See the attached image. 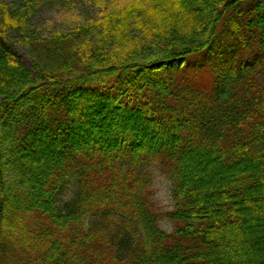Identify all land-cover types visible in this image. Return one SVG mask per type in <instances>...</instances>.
<instances>
[{"label": "trees", "instance_id": "trees-1", "mask_svg": "<svg viewBox=\"0 0 264 264\" xmlns=\"http://www.w3.org/2000/svg\"><path fill=\"white\" fill-rule=\"evenodd\" d=\"M95 3L0 0V264H264V0ZM47 4L74 27L39 36Z\"/></svg>", "mask_w": 264, "mask_h": 264}, {"label": "rangeland", "instance_id": "rangeland-1", "mask_svg": "<svg viewBox=\"0 0 264 264\" xmlns=\"http://www.w3.org/2000/svg\"><path fill=\"white\" fill-rule=\"evenodd\" d=\"M2 1L8 4L14 11L23 0ZM74 2L76 3L75 5L77 8L76 18L79 21L83 19L90 20L97 18L100 16L101 11L103 10L98 5H96L95 0H74ZM73 21L74 18L70 17L69 14L61 13L57 8L47 4L35 17L33 26L39 36H48L57 31L63 33L68 32L69 29L74 27ZM12 42L15 43L16 40H12ZM16 49L22 57L25 65L31 68L33 59L30 53L26 50L25 46L18 43L16 45ZM202 60L203 59L200 57L194 58L188 69L177 73L176 78L179 79L184 85L187 84L196 90L206 92L210 91L213 86V75L211 74L210 66H207L203 69L200 68L203 66ZM196 61L199 63L195 64ZM151 174L153 176L152 192L154 194L157 208L161 212L172 211L174 209V186L172 180L157 166L151 169ZM160 225L165 231H172L173 226L168 221L163 220L161 221Z\"/></svg>", "mask_w": 264, "mask_h": 264}]
</instances>
